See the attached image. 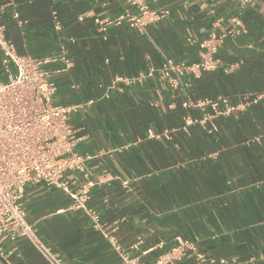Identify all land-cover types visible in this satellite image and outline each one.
Wrapping results in <instances>:
<instances>
[{
    "label": "crops",
    "instance_id": "obj_1",
    "mask_svg": "<svg viewBox=\"0 0 264 264\" xmlns=\"http://www.w3.org/2000/svg\"><path fill=\"white\" fill-rule=\"evenodd\" d=\"M146 1L169 14L145 33L124 23L104 37L94 19L136 11L127 0H16V6L0 0V21L19 53L46 56L62 41L69 47L73 67L51 77L57 102L82 104L72 115L76 150L84 157L74 188L87 191L86 207L101 223L44 183L26 186L27 220L64 264H117L114 243L151 263L161 250L150 248L178 237L197 240L208 259L192 255L175 264H264V0ZM237 19L245 30L224 40L220 66L187 69L173 87L166 59L199 64V42L233 28ZM119 75L141 78L114 87ZM6 77L0 64V81ZM220 96L234 105L260 99L215 116L218 131L185 126L186 116L214 113L210 105L185 107L188 98ZM150 129L162 136L148 137ZM1 247L0 264H50L25 237Z\"/></svg>",
    "mask_w": 264,
    "mask_h": 264
},
{
    "label": "built area",
    "instance_id": "obj_2",
    "mask_svg": "<svg viewBox=\"0 0 264 264\" xmlns=\"http://www.w3.org/2000/svg\"><path fill=\"white\" fill-rule=\"evenodd\" d=\"M136 11L126 9L117 16L96 17L97 29L106 37L112 26L126 23L140 33H145L151 24L164 20L169 10L154 9L146 0H127ZM16 0H6V5L16 6ZM13 17L18 24L26 20L21 18L17 9ZM52 19L56 30L63 28V22L57 10H52ZM83 20V16H79ZM217 25V24H216ZM245 30L244 23L237 19L235 26L223 33L212 31L208 39L199 42L204 50L203 59L197 65L188 66L167 58L163 69L170 78L173 87L179 85L180 77L187 69L215 70L221 61L217 57L224 40L229 35H236ZM74 41V38H70ZM190 44L195 41L188 39ZM0 64L6 79L0 81V254L1 244L5 241L15 242L20 237L31 241L50 264H64L59 254L53 252L39 236L37 228L27 220L23 203L27 184L44 183L67 193L77 207L84 208L90 214L96 226L100 215L86 207V190L74 188V178L83 170L84 157L76 150L79 129L72 122V115L82 104H63L56 101L57 83L51 77L54 73L69 71L74 65L66 41L59 44L57 51L46 56L36 57L18 52L14 43L8 38L6 26L0 21ZM151 68L148 74L153 73ZM141 76L119 75L114 80V87L121 83H134ZM121 88V87H120ZM260 96L234 105L226 96L217 99L192 100L188 98L185 107H203L210 105L214 113L195 118L186 116L185 126L200 123L208 126L209 132L218 131L213 118L218 115H230L249 103H256ZM89 101L87 104H90ZM84 105V104H83ZM161 133L149 130L148 137H161ZM90 183V182H89ZM120 252L117 264H175L186 257L195 255L200 260L207 256L198 250L197 240L178 237L169 246L161 240L150 248L160 249V253L151 263L125 251L114 243ZM136 247V246H135ZM210 259V263H214ZM223 262V260H221Z\"/></svg>",
    "mask_w": 264,
    "mask_h": 264
}]
</instances>
